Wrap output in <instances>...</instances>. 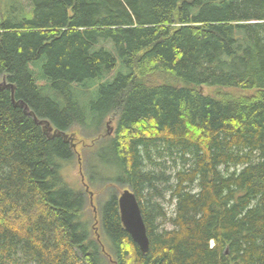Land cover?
Segmentation results:
<instances>
[{
	"label": "trees",
	"instance_id": "16d2710c",
	"mask_svg": "<svg viewBox=\"0 0 264 264\" xmlns=\"http://www.w3.org/2000/svg\"><path fill=\"white\" fill-rule=\"evenodd\" d=\"M0 76V264H264V0H0ZM73 128L106 171L98 225Z\"/></svg>",
	"mask_w": 264,
	"mask_h": 264
},
{
	"label": "rangeland",
	"instance_id": "374dc122",
	"mask_svg": "<svg viewBox=\"0 0 264 264\" xmlns=\"http://www.w3.org/2000/svg\"><path fill=\"white\" fill-rule=\"evenodd\" d=\"M2 1H3V4H7V1L9 0H2ZM22 1L26 2V0H22ZM120 68H121V63L119 60H117V63L114 69L108 75L111 76L112 74H114L116 70H119ZM166 79H167V76L160 75V74L153 75L151 78L149 77V80H153V81H162ZM1 80H2V77L0 76V81ZM168 81L170 80L168 79ZM38 82L40 83L42 81L38 80ZM99 82H101V80L96 79L95 84ZM221 88L223 87L218 88V87L202 86L201 90L204 93L214 94V92H216L217 90H220ZM110 119H106V126L109 129V131L112 132L114 128V122ZM66 135L68 137H71L74 142V149L76 151V156L73 162L69 163V165L63 169V174L65 178L67 179V181H69L73 185H77V186L79 185L80 187L83 185L80 169L82 170V173L84 174L83 175L84 183H87L86 181L89 180V174H91V177L93 178V180H95V183H96L95 185H92L90 188V190L95 192V194H93L92 196V199H93L94 205L99 206V204H101L104 201V199L107 198L108 193L106 190H103L104 184L102 185L99 184L101 181L103 182V178H104L103 176L105 175L106 171L105 172L100 171V169L104 170V167L103 165L102 166L100 165L101 163L99 161L100 157L98 156V148L96 149L95 148H85L86 146H84L83 144L85 142H90V140L87 139L88 137L81 135L80 128L78 129L73 128L72 130L66 132ZM91 142L93 141L91 140ZM91 151L95 152L96 154H95V157L91 160V162H88L87 156L91 154ZM93 164L95 165V168L92 169V172H91L90 165H93ZM88 209L94 215V212L92 210V207H90L89 202H88ZM95 223L98 225V219L96 217H95Z\"/></svg>",
	"mask_w": 264,
	"mask_h": 264
},
{
	"label": "water",
	"instance_id": "95a60500",
	"mask_svg": "<svg viewBox=\"0 0 264 264\" xmlns=\"http://www.w3.org/2000/svg\"><path fill=\"white\" fill-rule=\"evenodd\" d=\"M0 87H9L11 89V95L13 96V86L7 83L4 77L0 81ZM17 103H19V105H23V103L20 101L15 102V104ZM25 109H27L26 106ZM27 114L32 115L35 121L39 124H42L44 128L48 127V122L37 119V117L32 112H27ZM62 134L65 135L63 132ZM117 202L120 212V220L124 229L130 234L133 241L140 248L141 252H147L149 247L147 229L135 193L129 188H125L120 191L119 196L117 197Z\"/></svg>",
	"mask_w": 264,
	"mask_h": 264
},
{
	"label": "bare ground",
	"instance_id": "6f19581e",
	"mask_svg": "<svg viewBox=\"0 0 264 264\" xmlns=\"http://www.w3.org/2000/svg\"><path fill=\"white\" fill-rule=\"evenodd\" d=\"M63 133H65V132H63Z\"/></svg>",
	"mask_w": 264,
	"mask_h": 264
}]
</instances>
